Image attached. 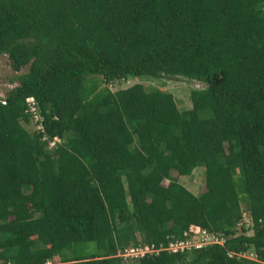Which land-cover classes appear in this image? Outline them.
I'll use <instances>...</instances> for the list:
<instances>
[{"label": "trees", "instance_id": "obj_1", "mask_svg": "<svg viewBox=\"0 0 264 264\" xmlns=\"http://www.w3.org/2000/svg\"><path fill=\"white\" fill-rule=\"evenodd\" d=\"M0 56L27 68L0 100L2 264H264V0H0ZM129 77L203 87L180 111L107 88ZM201 168L194 195L179 178ZM192 226L222 244L115 257Z\"/></svg>", "mask_w": 264, "mask_h": 264}, {"label": "rangeland", "instance_id": "obj_2", "mask_svg": "<svg viewBox=\"0 0 264 264\" xmlns=\"http://www.w3.org/2000/svg\"><path fill=\"white\" fill-rule=\"evenodd\" d=\"M27 71V68H23L19 73H15L6 56H0V100H4L9 90L16 87L18 85L17 82H11L13 78L21 73H24ZM89 77H97V76H87ZM98 79V78H97ZM100 79V78H99ZM135 84L142 85L146 90L152 89V88H159L164 91H167L171 93L175 99V102L178 106V109L180 111L186 110L191 108V102H190V91L193 89H200L203 87L202 84L198 82H193L192 80H186L184 78H162L160 80L158 79H152L148 77H138L133 78L129 77L127 80H119L115 81L112 84L108 85L107 88L111 92H115L118 90L129 88ZM94 84L91 82H84L83 85V91L84 92H91ZM31 129V126L27 127V130L29 131ZM172 175H175L174 172ZM179 182L187 188L191 193L194 195H199L205 190V171L203 168L197 169L193 171V173L186 178H179ZM164 184H167V181H164ZM243 216H242V225H244L246 228H249L251 225L250 218L248 213L245 211V208L243 207ZM190 235L197 237L195 238L194 244H197L199 241V237L202 235L201 231L195 236L193 232H196V228L191 227L190 228ZM250 235L251 232H248ZM93 247V244L90 245ZM117 257V253L116 256ZM247 259H254V256L251 253H248L245 255ZM0 264L1 261H0ZM48 264H55L53 262H48ZM61 264V263H58Z\"/></svg>", "mask_w": 264, "mask_h": 264}, {"label": "built area", "instance_id": "obj_3", "mask_svg": "<svg viewBox=\"0 0 264 264\" xmlns=\"http://www.w3.org/2000/svg\"><path fill=\"white\" fill-rule=\"evenodd\" d=\"M2 104H4V102H2ZM25 104H26L25 113H27L28 117L30 118L31 126L34 127L35 131L42 132L43 131L42 117L40 116L38 106L35 103L34 99L27 98L25 100ZM42 140L47 141V137L43 136ZM57 143H60V140L58 138H54L53 140L47 141V149L49 150L55 147ZM196 230H197L196 232H193L195 236L200 231L202 233V235L199 237V241L197 242V244H194L195 238L197 237L190 235L191 230L189 229V232L185 234L186 238L184 240L177 241L175 243H170L167 248H163L160 246L158 249H156L154 248L153 245L140 244L136 247L130 246L118 250L117 257L122 259L123 261H137L138 259L142 258L145 255L158 254L160 251L177 252L191 248L198 249L210 244H222V241L218 237L214 235H209L205 231L200 230L198 227H196Z\"/></svg>", "mask_w": 264, "mask_h": 264}, {"label": "crops", "instance_id": "obj_4", "mask_svg": "<svg viewBox=\"0 0 264 264\" xmlns=\"http://www.w3.org/2000/svg\"><path fill=\"white\" fill-rule=\"evenodd\" d=\"M193 228H196V227L193 226ZM46 264H47V263H46Z\"/></svg>", "mask_w": 264, "mask_h": 264}, {"label": "clouds", "instance_id": "obj_5", "mask_svg": "<svg viewBox=\"0 0 264 264\" xmlns=\"http://www.w3.org/2000/svg\"><path fill=\"white\" fill-rule=\"evenodd\" d=\"M193 227V226H192ZM191 228V227H190Z\"/></svg>", "mask_w": 264, "mask_h": 264}]
</instances>
